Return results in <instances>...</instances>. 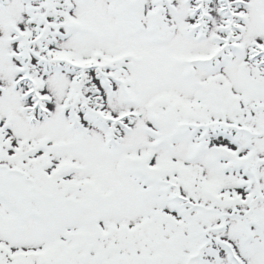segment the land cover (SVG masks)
Listing matches in <instances>:
<instances>
[{"label":"snow or ice","instance_id":"1","mask_svg":"<svg viewBox=\"0 0 264 264\" xmlns=\"http://www.w3.org/2000/svg\"><path fill=\"white\" fill-rule=\"evenodd\" d=\"M0 264H264V0H0Z\"/></svg>","mask_w":264,"mask_h":264}]
</instances>
